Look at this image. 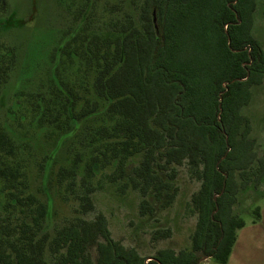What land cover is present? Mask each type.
Returning a JSON list of instances; mask_svg holds the SVG:
<instances>
[{"label":"trees","instance_id":"trees-1","mask_svg":"<svg viewBox=\"0 0 264 264\" xmlns=\"http://www.w3.org/2000/svg\"><path fill=\"white\" fill-rule=\"evenodd\" d=\"M70 1L76 25L56 49L51 97L32 106L36 125L69 135L102 113L104 123L82 137L90 154L77 194L78 162L58 172L80 215L56 224L51 201L28 191L21 146L0 122V264H198L202 256L227 264L246 224L235 212L239 195L264 183V138L259 153L246 111L264 81L253 33L259 0ZM10 8L0 0V35L24 26ZM19 64L16 45L0 43V110ZM178 166L200 183L188 248L147 255L113 238L103 213L88 217L99 169L114 168L110 181L137 190L140 214L155 217L176 201ZM253 213L258 220L260 207ZM171 231L156 228L150 240Z\"/></svg>","mask_w":264,"mask_h":264},{"label":"rangeland","instance_id":"rangeland-1","mask_svg":"<svg viewBox=\"0 0 264 264\" xmlns=\"http://www.w3.org/2000/svg\"><path fill=\"white\" fill-rule=\"evenodd\" d=\"M9 1V11H16L24 26L0 35V43L16 45L20 53V64L6 83V98L0 110V122L4 123L5 128L21 146L20 158L23 159L27 174L28 191L36 194L43 202L51 201L53 218L56 224H62L80 215L79 201L76 200L75 194L81 189L82 170L90 154V147L82 145V137L92 133L104 121H101L102 113L99 112L95 117L92 116L78 125V129L84 127V131L73 135H69V131L50 126L39 127L35 124L36 114L32 102L38 97H51L56 49L68 35L67 32L73 30L76 25L69 14V6L71 13L74 3L70 0H36V3L33 0ZM253 33L264 47V0H259ZM61 69H64L65 73L70 72V79L78 75L75 69ZM81 93L85 95L83 90ZM89 97H93L92 94ZM51 109L53 108L47 111L48 115H53ZM246 111L253 127L251 135L257 140L256 148L263 147L264 81L254 89L252 102ZM260 147L257 148L259 153ZM74 161L78 162L76 166L79 167L75 178V194L67 189L66 183L58 182L59 170L62 167L70 168ZM113 171L114 168L110 167L99 169L96 173L93 179L97 187L93 194L95 210L89 212L88 217L103 213L108 219L113 238L127 246L137 247L147 255L162 247H172L175 250L188 248L197 223V214L193 212L189 202L200 183L190 178L187 168L177 167L178 175L175 181L179 190L176 201L172 207L161 210L155 217L140 214L141 194L131 187L111 182L108 177ZM259 187L257 192L248 187L239 195L240 202L236 205L235 212L245 220L244 228L253 226L252 219L257 221L253 213L256 206L264 210V183ZM1 201L0 195V206ZM256 224L264 231V220ZM156 228H170L171 236L151 242V234ZM259 245L247 247L241 264H264V248ZM199 264L218 263L209 258Z\"/></svg>","mask_w":264,"mask_h":264},{"label":"crops","instance_id":"crops-1","mask_svg":"<svg viewBox=\"0 0 264 264\" xmlns=\"http://www.w3.org/2000/svg\"><path fill=\"white\" fill-rule=\"evenodd\" d=\"M263 220L264 210L260 207L259 219L256 222H254L253 219L251 220L253 226L244 228L246 226L245 224L244 227L239 229V233L237 232V239L227 264H241L243 254L250 245L258 246V244H260L259 246L264 248V231L257 226L258 224H256Z\"/></svg>","mask_w":264,"mask_h":264},{"label":"water","instance_id":"water-1","mask_svg":"<svg viewBox=\"0 0 264 264\" xmlns=\"http://www.w3.org/2000/svg\"><path fill=\"white\" fill-rule=\"evenodd\" d=\"M154 16H155V13H154ZM155 21H156V17H154V22H155ZM223 191H224V189H223ZM217 196H218V195H216V196L214 197L215 200L217 199ZM216 211H217V209H216ZM209 258H211V257H210V256H202V257L200 258V260H199V263H200L201 261L206 260V259H209ZM149 259H150V258H149ZM149 259H147L146 262H147ZM146 262H145V263H146ZM199 263H198V264H199Z\"/></svg>","mask_w":264,"mask_h":264}]
</instances>
